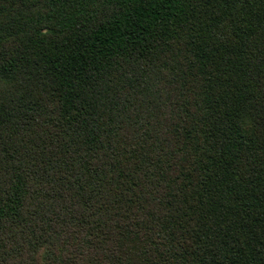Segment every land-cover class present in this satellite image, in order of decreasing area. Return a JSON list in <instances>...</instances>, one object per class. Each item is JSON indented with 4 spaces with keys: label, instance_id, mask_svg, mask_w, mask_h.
<instances>
[{
    "label": "trees",
    "instance_id": "16d2710c",
    "mask_svg": "<svg viewBox=\"0 0 264 264\" xmlns=\"http://www.w3.org/2000/svg\"><path fill=\"white\" fill-rule=\"evenodd\" d=\"M0 264H264V0H0Z\"/></svg>",
    "mask_w": 264,
    "mask_h": 264
}]
</instances>
